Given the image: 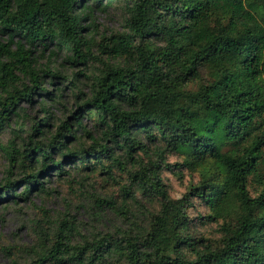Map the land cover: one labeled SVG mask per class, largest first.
Returning a JSON list of instances; mask_svg holds the SVG:
<instances>
[{"label": "trees", "instance_id": "1", "mask_svg": "<svg viewBox=\"0 0 264 264\" xmlns=\"http://www.w3.org/2000/svg\"><path fill=\"white\" fill-rule=\"evenodd\" d=\"M0 165L7 264H264V0H0Z\"/></svg>", "mask_w": 264, "mask_h": 264}, {"label": "rangeland", "instance_id": "2", "mask_svg": "<svg viewBox=\"0 0 264 264\" xmlns=\"http://www.w3.org/2000/svg\"><path fill=\"white\" fill-rule=\"evenodd\" d=\"M99 22L105 25V27L109 28H118L119 24L115 20H111L110 18H106L105 16H100ZM61 60V59H60ZM55 114L59 116V112L55 111ZM34 116V113H32ZM164 177L168 182H171L173 184L174 189L177 191L180 190V183L178 180H176L175 177H173L171 174L165 173ZM2 173H1V165H0V182L2 181ZM170 179V181H169ZM19 191L21 188L18 189ZM57 204V203H56ZM56 204H50L48 203L45 208L49 210H55V211H61L62 208H60L59 205ZM1 216L3 217L2 221H0V264H7L5 254L2 252V248L5 246H9L12 244L20 243H26L27 241V231L26 230H19V227L21 225V220L25 219L24 217H21L17 213L13 211H7L4 213H1Z\"/></svg>", "mask_w": 264, "mask_h": 264}]
</instances>
